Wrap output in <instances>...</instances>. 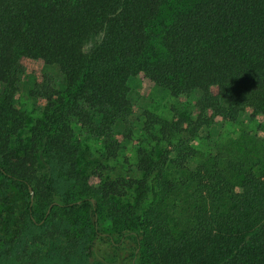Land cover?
<instances>
[{"label":"trees","instance_id":"obj_1","mask_svg":"<svg viewBox=\"0 0 264 264\" xmlns=\"http://www.w3.org/2000/svg\"><path fill=\"white\" fill-rule=\"evenodd\" d=\"M168 1L0 0V191L12 184L29 196L31 225L45 224L48 210L60 206L53 180L37 174L38 154L74 172L75 123L100 137L109 151L117 149L116 128L131 115L128 81L139 70L154 72L157 84L172 92L199 91L205 115L212 109L230 121L247 109L264 113V0H195L164 26L162 50L156 52L154 26ZM98 32L104 33L102 41L86 51V39ZM22 56L56 65L65 88L48 96L50 128L33 134L20 154L11 138L24 125L13 102L24 72ZM137 169L142 177L105 180L99 187L113 216L125 214L114 199L130 190L140 204L148 196L158 200L162 191L172 194L162 208L141 210L135 231L109 235L114 248L136 243L131 264H264L260 139L245 133L227 156L197 162L188 154L155 159L146 150ZM66 200L62 206L71 216L87 204L96 226L98 209L87 191ZM43 238L20 233L8 241L0 235V264L40 263L42 251L31 247ZM79 251L74 239L55 247L67 259Z\"/></svg>","mask_w":264,"mask_h":264},{"label":"rangeland","instance_id":"obj_2","mask_svg":"<svg viewBox=\"0 0 264 264\" xmlns=\"http://www.w3.org/2000/svg\"><path fill=\"white\" fill-rule=\"evenodd\" d=\"M194 1L169 0L163 6L154 26L156 35L151 43L156 52L162 50L160 35L164 26ZM103 36V32L91 34L84 43L85 50L90 51L102 41ZM21 62L24 72L20 75L13 102L22 113L24 125L11 138V147L20 154L30 146L33 134L50 128L51 103L48 96L65 88V81L56 65H48L42 59L28 56H22ZM128 84L131 115L116 128L117 149L109 151L100 137L93 136L75 123L74 142L79 153L74 172L65 165L61 166L48 154H38L37 174L53 180L57 189L55 202L60 205L48 210L45 224L31 225L26 214L30 198L25 192L12 184L5 193L0 191V235L10 241L20 233L30 236L43 234V241L31 247L43 253L38 264H131L136 243L129 240L114 248L108 244L109 235L121 236L123 232L135 231V216L141 210H151L153 205L158 204L162 208V203L172 194L162 191L158 200L153 201L148 196L140 204L130 190L114 199L125 214L113 216L107 202L100 199L99 187L105 180L142 177L137 165L143 151L149 150L155 159L167 154L169 160L188 154L197 162L227 156L232 143L245 133L264 144V113L247 109L230 121L215 116L212 109L205 115L199 108V91L172 92L157 84L156 74L152 71H137ZM44 145L45 142L41 141L40 148ZM81 191H87L96 203V226L93 225L94 218L87 204L72 210V216L62 206L66 204V198H77ZM31 200L35 202L36 197L32 195ZM43 209L35 212L36 221L44 214ZM68 239L78 241L80 251L69 259L59 257L55 254V247Z\"/></svg>","mask_w":264,"mask_h":264},{"label":"water","instance_id":"obj_3","mask_svg":"<svg viewBox=\"0 0 264 264\" xmlns=\"http://www.w3.org/2000/svg\"><path fill=\"white\" fill-rule=\"evenodd\" d=\"M30 193L33 194V190H32V188H30Z\"/></svg>","mask_w":264,"mask_h":264}]
</instances>
